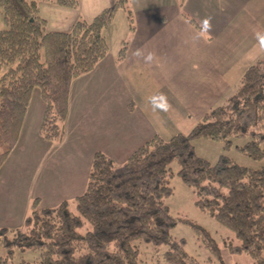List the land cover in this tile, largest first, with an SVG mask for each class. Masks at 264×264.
Returning <instances> with one entry per match:
<instances>
[{"label":"trees","instance_id":"trees-1","mask_svg":"<svg viewBox=\"0 0 264 264\" xmlns=\"http://www.w3.org/2000/svg\"><path fill=\"white\" fill-rule=\"evenodd\" d=\"M177 1L182 6L184 0ZM53 2L78 8V0ZM130 2L113 0L90 21L78 19L68 31L49 32L34 0H0L7 26L0 30V168L16 146L36 88L44 104L40 136L55 143L63 139L70 84L108 54L104 30L119 9L131 23ZM125 51L124 42L118 59ZM234 138H247L236 147L239 152L254 160L264 157V57L245 70L236 91L222 105L207 112L186 134L167 140L155 135L119 166L96 152L86 188L74 199L75 213L66 200L40 208L35 198L23 230L0 228L4 250L0 264H13L14 249L37 251L32 264H138L139 252L132 245L136 240L165 246L164 264H200L186 252L183 239L171 236L178 221L192 226L209 252L208 262L224 264L209 232L175 219L165 205L172 194L173 161L179 166L177 176L195 193V206L233 234L234 239L224 241L228 253L245 254L251 264H264V165L240 166L226 154L211 164L196 154L192 144L194 139L211 140L227 152Z\"/></svg>","mask_w":264,"mask_h":264},{"label":"crops","instance_id":"crops-1","mask_svg":"<svg viewBox=\"0 0 264 264\" xmlns=\"http://www.w3.org/2000/svg\"><path fill=\"white\" fill-rule=\"evenodd\" d=\"M34 1L49 32L68 31L78 19L90 21L113 2L78 0L74 10L54 0ZM128 9L132 21L126 20L116 37L111 24L104 30L106 57L72 80L59 143L40 136L44 104L39 94L32 108L30 98L16 146L0 168L12 167L11 181L15 172L25 169L32 170L31 179L42 181L59 166L47 184L61 195L58 203L74 200L86 188L96 152L122 164L155 135L167 140L186 134L222 105L245 70L264 57V0H184L182 6L177 0H131ZM124 42V57L118 59ZM24 180L19 176V186ZM25 193L20 226L35 198L40 208H48L36 189ZM2 205L11 218V200L3 198ZM10 224L0 221V228Z\"/></svg>","mask_w":264,"mask_h":264},{"label":"rangeland","instance_id":"rangeland-1","mask_svg":"<svg viewBox=\"0 0 264 264\" xmlns=\"http://www.w3.org/2000/svg\"><path fill=\"white\" fill-rule=\"evenodd\" d=\"M123 11L125 10L119 9L110 23L112 26V31H114L113 37L117 36L118 30H120L122 28V25L124 26V23H126V20H128L126 18L125 12ZM108 27L109 26H107V29ZM6 28L7 26L3 20V15L0 10V30H5ZM1 72L2 69H0V73ZM38 96L39 89L36 88L32 91L31 94L32 108L34 107L35 101ZM245 142H247V138L232 139L231 145L227 152L222 149L221 143L211 140L194 139L192 141V144L194 146L196 154L208 160L211 164H214L221 154H226L240 166H245L252 169L260 168L264 165V157L260 160H254L237 150L236 147L245 144ZM261 147H264V143L261 144ZM10 164H12V162ZM119 164L121 163H115V166H119ZM5 167L3 168V170H0V177L1 175H4L3 178L0 179V221H11L10 225L4 226H9L7 227V229L17 228L18 231H21L23 230V227L17 225V222L20 218V213L24 211L23 206L26 198L25 192H27L28 189L29 191L31 189H36V192H39L40 196L42 197V201L40 200V203L42 202V206L52 207L54 205H57L58 200H60L61 198V195L55 193L54 189H51L47 183L53 177L55 178L57 170H59L61 167L58 166L56 168L50 169L45 173L44 179H42V181H39L38 178L31 179L32 170L27 171L26 169L23 171L20 170L19 172H15L13 174V181H11L12 167ZM21 167H23V165ZM169 167L172 172V177L169 179V186L172 189V194L168 196V198H166L164 202L169 209L170 215L175 219L188 220L206 229L220 247L224 264H251L250 258L245 254L234 255L228 253L224 241H228L231 238L234 239L233 234L224 227L220 226L209 212L201 211L195 206L194 202L196 196L193 189L187 187L177 176V172L179 169L177 162L173 161ZM5 176H7V179L6 181H3ZM19 176H22L25 179L24 181H21L20 186L18 183ZM18 188H20L21 190ZM20 193L24 194V196H19ZM34 197L35 195L31 196V200ZM3 198L8 199L9 201L11 200L12 202L11 208L9 207V209L12 210L11 218L7 217V214L10 212L5 210L6 206L2 205ZM68 204L69 209L73 213H75L74 200L70 199L68 201ZM80 232L83 233L84 229L80 230ZM170 234L176 240L183 239L185 242L184 248L186 252L189 255L193 256L200 264H211L210 262H208L209 252L197 240V237L191 225L178 221L176 226L170 231ZM132 245L139 252L138 264H164L163 253L166 250L165 246H154L153 244L144 242L142 240H136ZM0 255H4V250L1 246ZM37 257V251H20L18 249H14V256L12 261L13 264H18L20 261L32 264L37 259Z\"/></svg>","mask_w":264,"mask_h":264}]
</instances>
